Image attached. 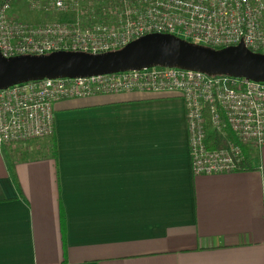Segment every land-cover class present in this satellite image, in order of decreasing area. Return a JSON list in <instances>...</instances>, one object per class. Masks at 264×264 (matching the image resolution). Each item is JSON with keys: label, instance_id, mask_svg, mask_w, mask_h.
<instances>
[{"label": "crops", "instance_id": "0c3cea01", "mask_svg": "<svg viewBox=\"0 0 264 264\" xmlns=\"http://www.w3.org/2000/svg\"><path fill=\"white\" fill-rule=\"evenodd\" d=\"M30 1L19 19H69ZM51 136L0 147V264H264V146L252 170L193 176L170 93L58 101Z\"/></svg>", "mask_w": 264, "mask_h": 264}, {"label": "built area", "instance_id": "2783aa9c", "mask_svg": "<svg viewBox=\"0 0 264 264\" xmlns=\"http://www.w3.org/2000/svg\"><path fill=\"white\" fill-rule=\"evenodd\" d=\"M81 4L83 6H81ZM0 0V56L53 52L102 54L146 34H169L188 43L222 49L241 43L264 55V0H87L29 2L40 11H73L72 21L29 23ZM125 92L170 93L184 105L193 176L232 173L240 146H264V82L169 67H151L82 78L42 79L0 90V147L50 137L53 104L66 99ZM231 134L225 148L208 143Z\"/></svg>", "mask_w": 264, "mask_h": 264}, {"label": "water", "instance_id": "95a60500", "mask_svg": "<svg viewBox=\"0 0 264 264\" xmlns=\"http://www.w3.org/2000/svg\"><path fill=\"white\" fill-rule=\"evenodd\" d=\"M151 67L264 82V55L250 52L241 43L214 50L173 35L152 33L119 50L96 55L60 51L41 56H0V90L42 79L82 78Z\"/></svg>", "mask_w": 264, "mask_h": 264}, {"label": "trees", "instance_id": "16d2710c", "mask_svg": "<svg viewBox=\"0 0 264 264\" xmlns=\"http://www.w3.org/2000/svg\"><path fill=\"white\" fill-rule=\"evenodd\" d=\"M18 1V0H13V4ZM52 137V136H51ZM50 137V147H51V151L54 153V143L52 141V138ZM228 142H235V139L233 138V136L231 134H227L224 138H218L217 140L208 143V148H213V149H221V148H225L226 144ZM241 149V158L238 160V162L236 163V167L234 172H246L249 170L253 169V163L254 160L256 158H254V155L252 153V150L244 147V146H240Z\"/></svg>", "mask_w": 264, "mask_h": 264}, {"label": "rangeland", "instance_id": "374dc122", "mask_svg": "<svg viewBox=\"0 0 264 264\" xmlns=\"http://www.w3.org/2000/svg\"><path fill=\"white\" fill-rule=\"evenodd\" d=\"M84 1H86V0H81V2H84ZM89 3H92V5H96V3H98V5L97 6H102L103 7V5L106 3V1H109V0H87ZM111 1H113V0H111ZM81 6H83L82 4H81ZM70 9H68V10H63V11H58L59 13H63V14H65L69 19H68V21H72L73 19H74V17H75V15H74V13H73V11H69ZM57 12V11H56ZM48 138V137H47ZM36 140H40V139H36ZM36 140H31V141H27V142H24V143H22L21 144V146H20V148L21 147H25L27 144H29L30 142L31 143H34L35 144V141ZM32 141H34V142H32Z\"/></svg>", "mask_w": 264, "mask_h": 264}]
</instances>
